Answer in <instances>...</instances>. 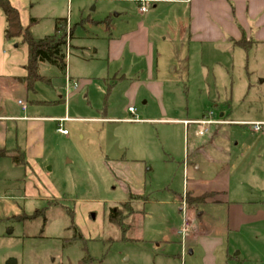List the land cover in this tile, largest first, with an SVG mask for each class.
I'll return each instance as SVG.
<instances>
[{"label":"rangeland","instance_id":"1","mask_svg":"<svg viewBox=\"0 0 264 264\" xmlns=\"http://www.w3.org/2000/svg\"><path fill=\"white\" fill-rule=\"evenodd\" d=\"M25 3L24 22L39 21L30 29L34 37L54 34L58 19H67L68 27L73 29L68 71L75 79L85 77L95 82L71 99L69 116L73 118L93 117V109L106 113L108 118H132L126 96L130 82L109 89L116 82L115 70L123 64H113L108 74L103 55L111 36L119 37L144 18L151 24L157 47L153 77L165 85L168 113L164 120L202 119L208 111H215L214 101L232 96L230 108L235 118H258L259 106L264 104V51L254 49L246 56L239 50L240 55L231 56L224 50L227 54L221 56L213 53L206 58H187L189 48L177 32L182 18L176 3H159L157 9L154 3H148V14L140 11L135 0ZM108 17L110 27L103 22ZM95 50L98 55L93 54ZM227 61L231 62L229 66ZM135 62L140 68L144 63L137 59ZM129 68L130 65L126 73L130 76ZM143 69L142 78H147L145 65ZM39 72L56 81L64 77V72L47 62L40 64ZM40 86V98L57 95L51 86ZM142 92L146 97L139 98L132 107L140 119L149 123L66 122L63 128L70 135L64 136L57 132L58 123L52 122L47 129L45 153L32 167L16 166L10 158H0V264L202 262L199 252L190 256L182 249L186 240L176 234L185 227L178 199L185 193L187 183L194 180V167L186 161V128L173 122H157L163 118L160 107L153 97ZM19 97L26 103L28 94L24 92ZM234 129L241 132L251 127ZM121 156L126 162L113 160ZM130 192L145 195L148 202L135 204V209L146 211V215H132L127 220L130 227L124 231L110 223L107 214L110 207L127 202ZM37 211L44 212L33 218ZM72 218L83 240H74L73 232L67 230ZM240 249V259L233 252L230 259L220 256L218 264H264V242L261 245L246 241Z\"/></svg>","mask_w":264,"mask_h":264},{"label":"crops","instance_id":"2","mask_svg":"<svg viewBox=\"0 0 264 264\" xmlns=\"http://www.w3.org/2000/svg\"><path fill=\"white\" fill-rule=\"evenodd\" d=\"M9 1L19 11L23 27H28L30 23L27 24L22 18V9L26 6L25 0L23 2L21 0ZM137 1L139 3L140 0H135ZM147 1L154 3L155 9L158 8L159 3L180 5L177 8L182 19L179 20L177 32L181 35L184 45L189 48L187 58L192 56L206 58L213 53L221 56L226 52L235 56V54L240 55L239 52L242 51L239 50H243L246 56H249L254 49L257 50L256 52L264 51V0ZM143 13H149L148 7L147 12ZM38 22L37 20L33 23L30 29ZM103 22L110 27L109 17ZM6 26V18L0 7V150L23 153L27 163L25 166L32 167L45 153L47 129L52 122L58 123V133H60V125L64 127L66 122L80 120L110 124L143 125L149 123L147 120L140 119L137 111L129 112L133 103H136L139 98L146 97L143 95L142 91H144L153 97L160 107L163 118L156 121L183 125L188 135L186 161L194 167V180L187 183L185 193L178 199V204L181 205L180 211L185 217L184 226H189L187 236L181 235V230L176 231V234L186 240L182 249H185L190 256L199 252L202 261L200 264H218L220 256L224 255L230 259L232 258L230 254L233 252H236L235 257L240 259L243 252L239 248L246 241L255 244L259 242L263 245L264 126L256 132L248 124H264V104L259 106L258 118L238 119L231 112L230 107L234 101L232 96L225 101L213 100L215 111H208L202 119L171 118L164 120L168 113L164 103L165 85L153 77L157 47L152 39L151 24L144 18L129 31L121 33L119 37L111 36L108 39V49L103 55L108 63V74L113 64H123L115 70L116 82L109 86V89L112 90L124 82H130L126 96L129 103L128 113L132 118H108L106 113L102 115L97 109H93V117L73 118L69 116L71 99L94 85L95 82L85 77L75 79L69 73L68 55L72 39L66 51L67 69L64 77L59 81L51 78L52 84L48 85L51 86L49 88L56 90L57 95L43 99L40 98L39 88L40 84L45 85L44 83H37L34 91L27 89L25 80L28 63L27 45L23 44L20 39L8 41L5 38ZM243 42L246 43L243 45L241 44ZM20 45L25 46L22 48ZM224 50L227 51L224 52ZM98 53V50L93 52L94 55ZM136 59L143 60L148 72L147 78H142L144 65L142 64L140 68L135 62ZM227 64L229 66L231 62L227 61ZM129 65L132 68L128 71L132 73L130 76L126 73ZM68 79L76 82L77 88L69 84ZM261 84L264 85V80ZM250 90L249 88L247 95ZM24 92L28 94L26 109L19 104L22 100L17 98ZM211 113H213L212 116ZM207 119L223 123L208 126V131L203 133V126L196 122ZM61 120L64 121L60 123ZM237 126L242 128L250 126L251 129L248 131L242 129L240 132L234 129ZM225 127L227 130H222ZM215 128H220V130ZM69 135L68 132L64 136ZM113 160L119 164L126 162L125 156ZM200 170L202 171L199 172ZM187 193H190L192 197L210 196L205 204L195 208L188 207ZM130 195L141 197L133 202L134 207L137 202H148L145 195L132 192L129 197ZM137 212L140 211L136 210L135 213ZM140 213L146 215V211L141 210ZM81 234L83 235L82 232Z\"/></svg>","mask_w":264,"mask_h":264},{"label":"trees","instance_id":"3","mask_svg":"<svg viewBox=\"0 0 264 264\" xmlns=\"http://www.w3.org/2000/svg\"><path fill=\"white\" fill-rule=\"evenodd\" d=\"M0 7L4 12L7 24L5 38L8 41L20 39L21 42L28 47V63L26 65L27 77L25 79L27 89L29 91H34L35 85L39 82L51 85L52 79L40 74V64L47 62L59 68L61 72H65L67 69L66 51L69 44L68 39L71 40L73 37V29L68 27V20L58 19L56 22L55 33L42 39H38L34 37L30 31L31 25L36 23L37 20L32 19L28 27H23L19 11L9 0H0ZM245 43L246 42H243L241 44L244 45ZM0 158H10L16 166L27 164L24 154L18 151L8 152L0 150ZM209 196L210 195L192 197L190 193H187L186 202L188 207L198 208L207 202ZM139 198L141 197L130 195L129 201L121 204L119 207H110L107 214V220L114 225H119L122 230L126 231V228L128 229L130 227L127 224V218L136 212L133 202ZM41 212L44 211H37L32 217L35 218ZM73 219L74 218H72L67 230L73 232L74 240H83V235ZM92 261L93 259L90 258V262Z\"/></svg>","mask_w":264,"mask_h":264},{"label":"built area","instance_id":"4","mask_svg":"<svg viewBox=\"0 0 264 264\" xmlns=\"http://www.w3.org/2000/svg\"><path fill=\"white\" fill-rule=\"evenodd\" d=\"M149 1L147 0H140L139 1V4L141 5V11L142 12H147V7H146V4L148 3ZM68 82L69 84H72L75 88H77L78 84L76 82H72L70 79H68ZM19 104L22 105V107L24 109H26V104L23 102V101H19ZM129 112L130 113H135L136 112V109L133 108V107H130L129 108ZM213 115V113H211V116ZM64 120H61L60 123H62ZM136 121V120H134ZM200 125L203 126V133L204 132H207L208 131V126H211V125H217V124H222L223 122L221 121H215L213 119H207V120H204V121H198L196 122ZM252 127L253 131H260L262 129V127L264 126V124H261V123H250L248 124ZM59 132L62 133L63 135H67L68 132L67 130H64L62 125H60V128H59ZM188 232H189V226L188 225H185V227L181 230V235L183 236H187L188 235Z\"/></svg>","mask_w":264,"mask_h":264}]
</instances>
